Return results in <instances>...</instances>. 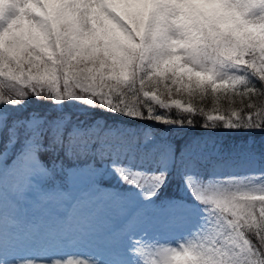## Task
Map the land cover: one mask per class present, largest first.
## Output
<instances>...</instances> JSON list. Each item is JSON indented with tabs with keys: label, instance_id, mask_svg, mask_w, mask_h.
<instances>
[{
	"label": "snow or ice",
	"instance_id": "1",
	"mask_svg": "<svg viewBox=\"0 0 264 264\" xmlns=\"http://www.w3.org/2000/svg\"><path fill=\"white\" fill-rule=\"evenodd\" d=\"M0 83L15 93L8 103L46 94L56 104L71 99L165 124L181 121L154 114L150 105L193 113V105L175 97L210 93L215 103L224 93L234 104L239 98V104L216 116L201 108L210 122L203 127L222 122L225 128H264V0H3ZM4 127L0 118V133ZM8 136L11 144L24 137L17 175L49 174L38 158L43 151L63 149L72 156L95 147L103 157L130 148L116 130H67L66 120L37 116L14 122ZM114 170L130 184L147 186L146 196L162 183L163 173L142 178L124 167ZM255 179L202 185L186 175L194 198L207 206V234L194 233L179 249L161 248L151 264H264V186H247ZM66 235L6 216L0 196V264H98L5 256L6 248Z\"/></svg>",
	"mask_w": 264,
	"mask_h": 264
},
{
	"label": "trees",
	"instance_id": "2",
	"mask_svg": "<svg viewBox=\"0 0 264 264\" xmlns=\"http://www.w3.org/2000/svg\"><path fill=\"white\" fill-rule=\"evenodd\" d=\"M235 74H244L250 81L256 82L250 74L237 71ZM14 91L4 83H0V113H4V129L0 133V153L3 159L0 163H8L10 157L18 152L23 143L21 136L16 143H8V128L20 118L29 114H39L45 120H66V129H87L101 126L102 130H116L128 140L130 148L127 152L117 153L115 156H100L96 148L92 147L84 153L65 155L63 149L59 151H43L38 154L49 170L40 181L43 187H74L71 176L80 175L81 181L76 185L94 184L96 187L110 189L112 200L110 211L119 212L133 200L135 204L147 201L150 205H162L174 199L192 202L203 212L207 206L199 203L185 183V176L191 175L200 183H214L225 186V182L232 178L247 181L255 177L264 169V128H225L222 122L215 126L203 127L207 121L201 115L200 109H205L208 115H220L230 112L236 104L219 93L215 103L212 95L201 97H175L184 103H190L196 109L193 113H186L182 109H160L150 105L154 114L165 115L166 118L181 123L165 124L146 118L144 115L132 118L122 113H113L99 107L89 106L75 100H65L57 108L51 98H37L29 94L18 103H8L13 98ZM215 109H219L216 111ZM187 120H192L188 124ZM185 121V123H184ZM145 137L147 140L145 141ZM155 148L156 151H152ZM170 150V152H169ZM188 152V154H186ZM116 166L140 173L142 178L158 176L163 173L162 183L155 187L151 196H146L147 186L130 184L114 170ZM257 180H252L247 186H255ZM159 213L160 211L157 210ZM160 247H157V251Z\"/></svg>",
	"mask_w": 264,
	"mask_h": 264
},
{
	"label": "rangeland",
	"instance_id": "3",
	"mask_svg": "<svg viewBox=\"0 0 264 264\" xmlns=\"http://www.w3.org/2000/svg\"><path fill=\"white\" fill-rule=\"evenodd\" d=\"M2 5L3 0H0V7ZM54 106L57 108L58 104L54 103ZM33 116L45 120L44 116L32 113L18 121H26ZM3 117L2 112L0 118ZM18 149L8 163H0L3 213L19 218L23 224H39L44 230L51 228L67 235L16 250L6 248L8 259L48 260L57 257L61 260H95L98 264H151L156 258L157 246L179 249L181 244L187 245L193 239L194 233L207 234L211 218L194 203L174 199L162 205H150L147 201L135 204L132 200L125 205V210L119 208L115 214V211H110V189L94 184L77 187L82 180L78 174L70 177L75 180L74 187L63 189L43 187L40 181L46 182L45 174H14L24 150L23 143ZM254 176L256 185L264 186V169ZM136 248L142 251L136 253Z\"/></svg>",
	"mask_w": 264,
	"mask_h": 264
}]
</instances>
